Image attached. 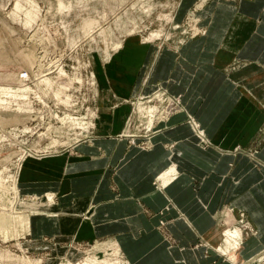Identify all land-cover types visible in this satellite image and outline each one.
<instances>
[{"label":"crops","instance_id":"1","mask_svg":"<svg viewBox=\"0 0 264 264\" xmlns=\"http://www.w3.org/2000/svg\"><path fill=\"white\" fill-rule=\"evenodd\" d=\"M197 13L202 32L178 45L125 35L93 58L86 134L34 142L43 150L20 161L21 198L53 196L27 234L52 245L30 244L44 250L42 264L85 255L100 264L264 261V0H212ZM157 85L182 109L142 135L135 101ZM171 163L177 176L166 183Z\"/></svg>","mask_w":264,"mask_h":264},{"label":"rangeland","instance_id":"2","mask_svg":"<svg viewBox=\"0 0 264 264\" xmlns=\"http://www.w3.org/2000/svg\"><path fill=\"white\" fill-rule=\"evenodd\" d=\"M209 1L0 0V211L12 216L37 214L53 203L52 194L42 200L21 198L18 166L25 153L43 150L33 149L34 142L55 145L86 134L82 130L88 129L92 120L87 97L96 85L93 58L105 59L125 35L139 34L158 45H178L202 32L197 11ZM139 97L134 100V112L140 115L136 121L142 135H146V128L159 130L156 123L167 122L171 112L182 109L179 95L170 96L162 85ZM129 134L135 135L122 133ZM197 134L205 141L202 132ZM176 176L175 172L174 177H165L171 180ZM158 179L163 185L167 183L160 174ZM159 189L158 184L152 185L154 192ZM31 231V227L12 228L6 236L0 233V264L43 263L44 250H35L30 244L41 248L52 245L27 240ZM88 257L94 256L85 255L81 260L65 257L53 264H100ZM104 257L111 258H99ZM108 262L120 264L115 256Z\"/></svg>","mask_w":264,"mask_h":264},{"label":"bare ground","instance_id":"3","mask_svg":"<svg viewBox=\"0 0 264 264\" xmlns=\"http://www.w3.org/2000/svg\"><path fill=\"white\" fill-rule=\"evenodd\" d=\"M23 78H25V79L28 78L27 74H23ZM175 172L177 173L176 166L171 163V165L169 167H167V169L164 171L163 174H166V175L167 174H171V175L174 174V175H172V177H174L175 176ZM166 180H165L166 182L169 181L168 178H166ZM165 181H164V183H165ZM25 205L27 207H29V208H31L33 206L30 203H26ZM33 215H35V214L32 213V212H28V213H21L20 212V214L12 216V215H10V214H8L6 212H3L1 210L0 211V233H1V235H5L6 236L9 232L12 231V228H15V229H19V228L27 229V228H30L31 227V223H32L31 218H32ZM230 234H231V236L236 237V236H238V231L237 230H233V231L230 232ZM4 239H6V238H4Z\"/></svg>","mask_w":264,"mask_h":264},{"label":"built area","instance_id":"4","mask_svg":"<svg viewBox=\"0 0 264 264\" xmlns=\"http://www.w3.org/2000/svg\"><path fill=\"white\" fill-rule=\"evenodd\" d=\"M27 154H34V153H33L32 151H30V152H28V153H25L24 156L27 155ZM24 156H22V158H23ZM22 158H21V160H22ZM21 160H20V161H21Z\"/></svg>","mask_w":264,"mask_h":264}]
</instances>
